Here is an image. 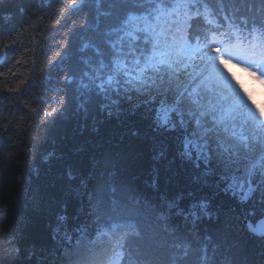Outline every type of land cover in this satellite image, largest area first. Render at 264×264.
<instances>
[{
	"label": "snow or ice",
	"instance_id": "6c2138e0",
	"mask_svg": "<svg viewBox=\"0 0 264 264\" xmlns=\"http://www.w3.org/2000/svg\"><path fill=\"white\" fill-rule=\"evenodd\" d=\"M6 3L0 19L8 22L14 13ZM92 4L95 15H85ZM62 12L61 19L81 15L94 34L64 77L77 112L91 114L97 136L114 118L119 123L106 139L117 141L115 150L97 145L87 177L66 168L76 237L65 202L47 264H256L253 248L264 258V106L225 68L264 72V0H67ZM57 55L66 58L68 46ZM59 103L63 111L67 100ZM11 127L0 124V138ZM73 151L83 153L84 143ZM146 152L150 180L141 182L135 169ZM0 236V258L18 257L17 236L2 225Z\"/></svg>",
	"mask_w": 264,
	"mask_h": 264
},
{
	"label": "trees",
	"instance_id": "16d2710c",
	"mask_svg": "<svg viewBox=\"0 0 264 264\" xmlns=\"http://www.w3.org/2000/svg\"><path fill=\"white\" fill-rule=\"evenodd\" d=\"M66 3L67 0H7L3 10L14 13L13 18L8 22L0 19V73H8L0 76V124L12 122L9 131L0 138V165L5 173L0 180V205H6V211L0 213V225L10 235L17 236L21 248L18 257L7 261L0 258V264H47L49 250L54 245L51 232L58 224L56 217L62 213L65 202L68 231L75 242L76 233L72 229L78 223L73 219L76 201L66 194L67 181L63 174L71 166L87 177L89 157L101 151L97 145L114 149L117 143L113 140V145H108L106 139L119 121L114 118L102 127L100 136L94 135L90 131L91 114L85 120L83 113L77 112L74 86L65 83V75L77 70V49L81 42L94 35L91 29L83 28L81 15L70 14L61 19ZM21 6L23 14L17 11ZM106 8L102 3L99 10ZM96 10L92 4L85 15H95ZM56 20L61 23L55 24ZM66 45L68 55L61 59L57 53H63ZM25 77L27 81L19 91H7ZM242 92L250 96L254 105L264 106L254 102L255 93ZM60 97L67 100L63 111H60ZM53 107L57 112L44 122V111ZM33 108L37 110L35 113L31 111ZM136 119L129 117L128 122ZM82 142L85 151L74 152L73 148ZM135 171L141 182L150 180L147 152ZM213 242H219L215 235ZM30 250L33 255L28 259ZM257 253L253 248L252 260L264 264V258Z\"/></svg>",
	"mask_w": 264,
	"mask_h": 264
},
{
	"label": "clouds",
	"instance_id": "9594fccd",
	"mask_svg": "<svg viewBox=\"0 0 264 264\" xmlns=\"http://www.w3.org/2000/svg\"><path fill=\"white\" fill-rule=\"evenodd\" d=\"M225 68L242 91L250 92L253 88L257 89L258 94H255L256 99L253 100L256 104L264 105V84L251 78L244 68L236 63H228Z\"/></svg>",
	"mask_w": 264,
	"mask_h": 264
},
{
	"label": "rangeland",
	"instance_id": "374dc122",
	"mask_svg": "<svg viewBox=\"0 0 264 264\" xmlns=\"http://www.w3.org/2000/svg\"><path fill=\"white\" fill-rule=\"evenodd\" d=\"M246 72L250 75V77L258 78L264 84V72H259L257 70L252 69L250 66L245 67L242 66ZM255 89V88H253Z\"/></svg>",
	"mask_w": 264,
	"mask_h": 264
}]
</instances>
